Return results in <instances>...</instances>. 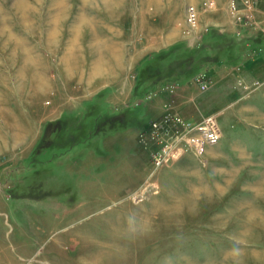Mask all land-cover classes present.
I'll use <instances>...</instances> for the list:
<instances>
[{
  "label": "rangeland",
  "instance_id": "rangeland-1",
  "mask_svg": "<svg viewBox=\"0 0 264 264\" xmlns=\"http://www.w3.org/2000/svg\"><path fill=\"white\" fill-rule=\"evenodd\" d=\"M232 2L129 0L80 39L64 21L81 0L55 16L45 0L31 41L42 69L15 92L0 84V264H94L123 243L115 228L130 211L154 231L110 264H207L241 236L243 217L224 213L264 179V0ZM168 109L216 114L226 134L203 153L176 148L153 172L147 127ZM196 185L226 195L195 199ZM248 241L261 256L246 264H264V225Z\"/></svg>",
  "mask_w": 264,
  "mask_h": 264
},
{
  "label": "clouds",
  "instance_id": "clouds-1",
  "mask_svg": "<svg viewBox=\"0 0 264 264\" xmlns=\"http://www.w3.org/2000/svg\"><path fill=\"white\" fill-rule=\"evenodd\" d=\"M45 0H0V84H5L9 91L15 92L17 86L27 82L30 73L40 71L44 65V57L39 55L37 48L31 43L40 34V18L43 15ZM67 0H56L52 7L53 16L63 10ZM83 11L73 16L68 15L64 21L65 31L70 36L75 33L84 39L105 18L121 14L129 6V0H81ZM50 19H52L50 17ZM53 27H56L53 20ZM49 47H57L54 42L46 41ZM5 45H7L5 47ZM22 69V71L20 70ZM215 172L212 169L211 176ZM252 201L225 209L224 215L230 221L233 217H243L247 226L241 236L231 241V246L219 258H211L207 264H246L250 254L259 258L261 253L247 251L250 246L248 237L252 235L254 226L264 225V208L257 207L254 201H264V179L250 188ZM193 198L202 196L223 198L226 192L219 187L213 191L207 185H196L192 188ZM193 212L195 208L191 209ZM154 224L151 216L140 215L130 211L123 224L115 228L117 237L122 244L116 245L112 251L98 253L94 264H110L113 257L125 260L128 246L151 235Z\"/></svg>",
  "mask_w": 264,
  "mask_h": 264
},
{
  "label": "built area",
  "instance_id": "built-area-1",
  "mask_svg": "<svg viewBox=\"0 0 264 264\" xmlns=\"http://www.w3.org/2000/svg\"><path fill=\"white\" fill-rule=\"evenodd\" d=\"M235 5V0H232ZM250 2L251 0H245ZM197 24V9L189 5L186 9L187 31ZM260 82L255 81L258 85ZM250 88V85H245ZM149 133L157 143L151 153L153 172L162 167L171 153L179 147L195 153H203L208 147L217 145L222 138V129L216 114L206 115L199 121L182 117L179 112L168 109L158 118L152 120ZM148 130V129H147ZM145 134H142L144 137Z\"/></svg>",
  "mask_w": 264,
  "mask_h": 264
},
{
  "label": "crops",
  "instance_id": "crops-1",
  "mask_svg": "<svg viewBox=\"0 0 264 264\" xmlns=\"http://www.w3.org/2000/svg\"><path fill=\"white\" fill-rule=\"evenodd\" d=\"M256 50H257V48H256ZM250 60V59H249ZM256 59H253V60H251V61H254L255 63H258L259 61L257 60V61H255ZM260 64V63H259ZM254 65V64H253ZM221 125V124H220ZM225 134H226V132L225 131H223ZM222 132V138H223V135H224V133ZM222 138H221V140H220V142L222 141ZM220 142L218 143V144H220ZM217 144V145H218ZM212 147V146H211ZM209 148V147H208ZM171 163V162H170ZM170 165V164H169Z\"/></svg>",
  "mask_w": 264,
  "mask_h": 264
},
{
  "label": "bare ground",
  "instance_id": "bare-ground-1",
  "mask_svg": "<svg viewBox=\"0 0 264 264\" xmlns=\"http://www.w3.org/2000/svg\"><path fill=\"white\" fill-rule=\"evenodd\" d=\"M20 135V134H19ZM18 134L14 135L15 138H17L19 136Z\"/></svg>",
  "mask_w": 264,
  "mask_h": 264
}]
</instances>
